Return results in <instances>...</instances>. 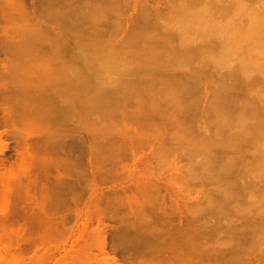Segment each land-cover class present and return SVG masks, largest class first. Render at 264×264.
I'll use <instances>...</instances> for the list:
<instances>
[{
  "label": "rangeland",
  "instance_id": "374dc122",
  "mask_svg": "<svg viewBox=\"0 0 264 264\" xmlns=\"http://www.w3.org/2000/svg\"><path fill=\"white\" fill-rule=\"evenodd\" d=\"M261 27L264 0H0V264H263Z\"/></svg>",
  "mask_w": 264,
  "mask_h": 264
},
{
  "label": "bare ground",
  "instance_id": "6f19581e",
  "mask_svg": "<svg viewBox=\"0 0 264 264\" xmlns=\"http://www.w3.org/2000/svg\"><path fill=\"white\" fill-rule=\"evenodd\" d=\"M183 6H184V5H183ZM189 6H190V5H189ZM183 8H184V7L180 8V9L178 8V9H179V11H180V10L182 11ZM184 10H185V9H184ZM186 10H187V5H186ZM186 10H185V11H186ZM181 11H180V12H181ZM188 11H189V9H188ZM188 11H187V12H188ZM191 11H193V10H191ZM176 12H177V11H176ZM183 13H184V12H183ZM185 13H186V12H185ZM190 13H191V12H190ZM192 13H193V15H194V12H192ZM192 13H191V14H192ZM196 13H197V12H196ZM177 14H178V13H177ZM174 15H175V14H174ZM187 15H189V14H187ZM195 15H196V14H195ZM191 16H192V15H191ZM175 17H176V16H175ZM185 17H187V16H185ZM177 18H178V16H177ZM180 22H181V21H180ZM261 23H262V22H261ZM257 25H259V24H257ZM261 29H264V27H263V28L261 27ZM260 31L262 32V30H260ZM261 35H262V34H261ZM261 35H260V38L262 37ZM263 39H264V38H263ZM258 41H260V39H257V40H256V42H255V46L257 45ZM259 47H261V46H259ZM254 60H255V59H254ZM255 61H256V60H255ZM258 61H259V60H258ZM257 63H258V62H257ZM58 71H59V70H58ZM58 71H57V72H58ZM53 72H54V71H53ZM53 72H52V73H53ZM55 73H56V72H55ZM55 73H53V74L55 75ZM58 74H59V73H58ZM55 77H56V76H55ZM57 77H58V75H57ZM56 79H57V78H56ZM57 82H58V81H57ZM1 134H2V133L0 132V139H1V136H2ZM233 142H234V141H233ZM2 143H4V142H2ZM5 143H6V142H5ZM25 144H26V143H25ZM231 144H232V143H231ZM4 145H5V144H4ZM4 145H3V148H5ZM6 146H7V144H6ZM24 147L26 148V145H24ZM1 150H2V147H1V149H0V152H1ZM23 150H24V149H23ZM27 150H28V149H27ZM25 151H26V150H25ZM25 151H24V152H25ZM29 151H30V150H29ZM27 152H28V151H27ZM27 152H25V153H26V154H25L26 157L24 156V154L22 155L23 158H28V157H27V156H28V153H27ZM2 153H3V152H2ZM20 154H21V153H20ZM20 154H19V155H20ZM30 154H31V151H30ZM19 155H18V157L20 158ZM32 156H33V154H32ZM258 159H259V161L263 162V163H262V165H263L262 167H264V153H259V154H258ZM23 160H24V159H23ZM23 160H22V162H23ZM30 160H31V158H30ZM18 161H19V159H18ZM25 162H26V161H25ZM27 162H28V161H27ZM31 162H32V161H31ZM90 162H91V161H90ZM17 163H19V162H17ZM17 163H16V164H17ZM26 164H27V163H26ZM28 164H29V162H28ZM18 165H19V164H18ZM31 165H32V164H31ZM88 165H89V164H88ZM21 166H22V165H21ZM260 166H261V165H260ZM15 167H16V165H15ZM18 167H19V166H17V168H18ZM23 167H24V166H23ZM27 167H29V165H28ZM27 167H26V168L24 167L23 169H27ZM17 168H16V170H19V169H17ZM21 168H22V167H21ZM21 168H20V170H19L20 172L23 170V169L21 170ZM31 168H32V167H31ZM263 169H264V168H263ZM27 170H29V169H27ZM33 170H34V169H33ZM3 171H4V170H3ZM3 171H2V172H3ZM6 171H7V170H6ZM8 171H9V169H8ZM0 173H1V172H0ZM4 173H5V172H4ZM8 173H9V172H8ZM22 173H23V172H21V174H22ZM0 175H1V178H2V173H1ZM3 175H4V174H3ZM8 175H9V174H8ZM14 175H15V174H14ZM16 175H20V174H16ZM6 178H7V177H6ZM2 181H3V180H2ZM28 185H29V184H28ZM26 187H27V186H26ZM26 189H27V188H26ZM0 192H1V191H0ZM259 202H260V201H259ZM259 202H258V203H259ZM41 206H42V205H41ZM220 213H221V212H220ZM222 213H223V211H222ZM224 213H225V212H224ZM32 214H33V213H32ZM256 214H257V213H256ZM218 215H220V214H218ZM41 216L43 217L42 219H44L43 214H42ZM220 216H221V215H220ZM256 216H257V215H256ZM37 217H38V216H37ZM223 217H224V216H223V214H222V218H223ZM258 217H259V213H258ZM222 218H221V219H222ZM254 218H255V217H254ZM260 218H262V217L260 216ZM45 220L48 221L49 219L47 220V218H45ZM262 220H263V219H262ZM43 221H44V220H43ZM43 221H42V222H43ZM40 222H41V221H40ZM252 222H253V221H252ZM48 223H49V222H48ZM37 224H38V223H37ZM42 224H43V223H42ZM45 224H47V223L45 222ZM257 224H258V223H256V225H257ZM263 224H264V223H263ZM224 225H225V224H224ZM260 225H261V224H260ZM260 225H259V227H260ZM46 226H47V225H46ZM220 226H221V225H220ZM220 226H219V227H220ZM257 226H258V225H257ZM257 226H256V228H257ZM212 227H213V226H212ZM215 227H216V226H215ZM1 228H2V227H1ZM19 228H20V227H19ZM224 228H225V227H222V229H224ZM24 229H25V228H24ZM24 229H23V230H24ZM222 229H221V230H222ZM228 229H229V228H228ZM228 229H227V230H228ZM254 229H255V228H254ZM26 230H27V229H26ZM211 231H212V230H211ZM222 231H223V230H222ZM16 232H17V231H16ZM27 232H28V231H27ZM208 232H209V231H208ZM239 232L242 233V231H239ZM239 232H238V233H239ZM245 232H246V231H245ZM257 232H258V230H257ZM25 233H26V232H25ZM210 233H211V232H210ZM223 233H224V232H223ZM258 233H259V232H258ZM260 233H261V232H260ZM262 233H264V231H263ZM17 234H18V233H17ZM20 234H21V233H20ZM23 234H24V233H23ZM152 234H153V233H152ZM242 235H243V234H241V236H242ZM253 235H254V234H253ZM253 235H252V236H253ZM256 235H257V234H256ZM43 236H44V235H43ZM241 236H240V237H241ZM24 237H25V235H24ZM245 237H246V236H245ZM258 237H259V236H258ZM25 238H26V237H25ZM43 238H44V237H43ZM102 238H103V236H102ZM104 238H105V237H104ZM104 238L102 239V244H104V242H105ZM249 238L251 239V237H249ZM243 239H244V238H243ZM253 239H254V238H253ZM259 239H260V238H259ZM247 240H248V239H247ZM245 241H246V239H245ZM256 241H257V240H256ZM256 241H254V242H256ZM247 242H248V241H247ZM247 242H246V243H247ZM251 242H252V241H251ZM259 242H260V241H259ZM240 243H241V242H240ZM2 244H3V243H2ZM2 244H1V245H2ZM102 244H101V245H102ZM256 244H257V243H256ZM104 245H105V244H104ZM104 245H103V247H104ZM239 245H240V244H239ZM244 245H245V243H244ZM254 245H255V244H254ZM249 246H250V245H249ZM251 246H252V245H251ZM251 246H250V247H251ZM258 246H259V245H258ZM236 247H237V246H236ZM243 247H244V246H243ZM5 248H6V247H5ZM19 248H21V247L19 246ZM247 248H248V247H246V249H247ZM3 249H4V248H3ZM6 249H7V248H6ZM8 249H9V248H8ZM14 249H15V248H14ZM234 249H237V248H234ZM240 249H241V248H240ZM23 250H24V249H23ZM219 250H220V249H219ZM228 251H229V250H228ZM232 251H233V250H232ZM234 251H235V250H234ZM239 251H240V250H239ZM250 251H251V250H250ZM240 252H241V251H240ZM21 253H22V252H21ZM236 253H237V252H236ZM262 255H264V253H261V256H262ZM231 256H233V255L231 254ZM241 256H242V255H241ZM243 256H244V255H243ZM247 256H248V255H247ZM21 257H22V256H21ZM235 257H236V256H235ZM238 257H239V256H238ZM19 258H20V257H19ZM240 258H241V257H240ZM230 259H231V258H230ZM238 259H239V258H238ZM263 259H264V258H263ZM240 261H241V260H240ZM244 261H245V260H244ZM21 262H24L23 259H22ZM21 264H22V263H21ZM243 264H244V263H243ZM257 264H258V263H257ZM263 264H264V263H263Z\"/></svg>",
  "mask_w": 264,
  "mask_h": 264
}]
</instances>
